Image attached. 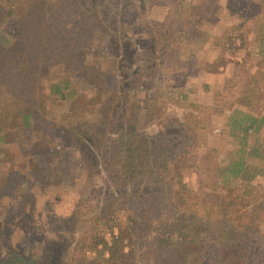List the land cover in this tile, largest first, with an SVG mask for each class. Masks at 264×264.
I'll return each mask as SVG.
<instances>
[{
    "label": "trees",
    "instance_id": "trees-1",
    "mask_svg": "<svg viewBox=\"0 0 264 264\" xmlns=\"http://www.w3.org/2000/svg\"><path fill=\"white\" fill-rule=\"evenodd\" d=\"M151 1L0 0V144H7L4 135L12 130L32 135L61 128L80 165L101 181L78 197L62 232L43 237L36 251L7 245L0 264H264V188L247 203L235 195L236 180L246 184L255 178L248 158H262L257 143L264 112L251 105V89L243 86L241 97L225 112L222 129L234 139V156L217 168L226 193L212 200L201 190L185 188L183 170L191 155L185 142L203 128L215 105L190 110L182 119H163L160 112L155 118L143 115L141 122L128 110L135 78L154 76L155 81L158 72L177 70L182 63L178 43L190 40L185 27L198 24L179 21L188 11H176V25L167 16L141 50L146 61L126 68L122 49L132 43L136 51V46L124 29V12ZM168 25L172 32L165 31ZM175 27L176 48H170L165 43ZM239 29H224L225 41L238 40L235 49L244 46L243 35H234ZM101 38L106 47L101 58L112 72L99 67L103 64L92 65V44ZM259 55L264 59V44ZM49 67L65 74L49 86L54 100L68 104L57 119L47 110L50 97L40 90ZM87 79L110 85L86 97L75 84ZM161 118L163 125L150 131L149 125ZM35 140L30 139L33 148L25 162L6 148L3 166H8L0 187L20 185L26 174L38 184L46 174L61 176L48 166L52 157L45 141Z\"/></svg>",
    "mask_w": 264,
    "mask_h": 264
},
{
    "label": "rangeland",
    "instance_id": "rangeland-1",
    "mask_svg": "<svg viewBox=\"0 0 264 264\" xmlns=\"http://www.w3.org/2000/svg\"><path fill=\"white\" fill-rule=\"evenodd\" d=\"M204 1L211 3L203 7ZM176 11H188V16L181 17L180 22L198 21L197 25L185 27L190 40L178 43L176 52L182 63L177 70L174 66V70L158 72L156 84L154 76L135 78L128 110L141 122L143 115L155 118L160 112L163 119H182L190 110L200 111L202 107L215 105L210 117L201 122L203 128L191 132L185 142V148L191 155L190 162L183 170L185 188L201 190L207 199L212 200L226 193L219 184L217 168L227 164L235 149L234 139L222 129L227 108L232 105L231 102L238 101L245 86L251 89V105L264 112V59L259 55L261 44H264V0H152L144 7L135 3L124 12L123 17L126 34L136 46V51H133L132 43L130 47L122 49L126 68L146 61V54L143 55L141 50L149 43L151 33L160 28L159 24L167 16L176 25ZM232 25H240L234 35H243L242 48L235 49L234 43L238 40H234V43L225 41L228 36L224 29ZM165 31L172 32L171 26L168 25ZM176 35L175 27V35L165 43L170 48H176ZM104 44L103 38L95 39L92 44V65L95 68L103 64L99 67L112 72L114 68L107 66L101 58L106 53ZM173 60L176 62V54ZM59 70L47 68L40 89L41 93L48 95L47 98L50 97L47 110L55 119L68 109L67 102L54 100L49 92L50 83L65 75L63 70ZM251 75L256 78L254 82L250 81ZM152 81L153 86L150 85ZM108 83L87 79L75 86L78 93L88 97L100 88L108 87ZM107 89L111 90V87ZM163 119H156L148 129L152 132L159 129ZM258 137L262 158L247 160L249 172L256 171L255 178L246 184L239 180L235 182V195L242 203H247L264 188V126ZM32 138L40 143L45 141L52 157L48 166L61 171V176L54 178L46 174L45 182L38 184L31 175L26 174L20 180V185L0 187V259L7 245L17 246L20 251L25 248L36 251L43 237L57 236L82 192L101 183L99 177L90 178V170L80 165L82 162L74 145L61 128L36 131L32 135L18 129L7 132L4 135L7 144H0V182L8 166L6 163L3 166L6 148H11L12 156L20 163L25 162L33 148L30 143ZM254 138H251V142H254ZM22 175L25 174L20 172L19 176ZM261 230L264 231V223Z\"/></svg>",
    "mask_w": 264,
    "mask_h": 264
},
{
    "label": "crops",
    "instance_id": "crops-1",
    "mask_svg": "<svg viewBox=\"0 0 264 264\" xmlns=\"http://www.w3.org/2000/svg\"><path fill=\"white\" fill-rule=\"evenodd\" d=\"M210 74V73H209ZM211 75V74H210Z\"/></svg>",
    "mask_w": 264,
    "mask_h": 264
}]
</instances>
